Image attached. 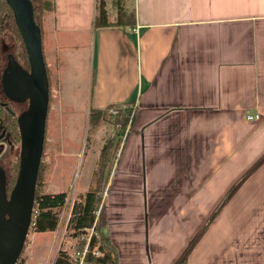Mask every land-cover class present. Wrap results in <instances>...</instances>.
I'll use <instances>...</instances> for the list:
<instances>
[{
	"label": "crops",
	"instance_id": "1",
	"mask_svg": "<svg viewBox=\"0 0 264 264\" xmlns=\"http://www.w3.org/2000/svg\"><path fill=\"white\" fill-rule=\"evenodd\" d=\"M52 1L33 27L42 43L51 28L81 30L58 48L78 56L85 112L133 105L95 211L117 263L264 264V0H130L133 24L98 27L99 0ZM40 55L59 82L69 68L44 43ZM100 148L81 194L95 185ZM60 165L50 177L62 180ZM70 175L48 193L66 192Z\"/></svg>",
	"mask_w": 264,
	"mask_h": 264
},
{
	"label": "rangeland",
	"instance_id": "2",
	"mask_svg": "<svg viewBox=\"0 0 264 264\" xmlns=\"http://www.w3.org/2000/svg\"><path fill=\"white\" fill-rule=\"evenodd\" d=\"M46 3L47 4L44 9L50 8L53 1L46 0ZM45 34V39L43 38L44 54H46L47 52L49 56L56 57L57 65H59L60 61L66 67H68L69 70L66 73L62 74V76H60L59 82H56V72L54 71L53 67L47 68L45 62V72L47 76L48 86V103L45 112L46 116L43 127L44 132L42 147L39 154L40 163L36 170L37 175L36 181L34 182V192L48 193L50 189H54V182L60 183L62 182V180L64 181V175L65 177H67L69 173H71L72 175V180L70 184H68L69 186L66 190L67 201L63 207L57 210V237L55 238L53 233H49L46 231L44 232V234L36 233L29 227L28 233L24 239L23 248L19 253V256L17 257L15 264H51L54 259V255L59 249L65 250L72 259L77 258L79 254H77V251H75L77 238L73 236L71 237L72 230L69 223V220L71 218V206L74 202L79 200V196L81 195V193L78 192V189H76V187L78 186L77 181H79L81 177H83L86 171L85 168L89 155L97 152L98 148L102 146L103 143L108 142V140L112 138L113 133L118 132L119 134L120 130L122 129L121 126H119L118 124H114L112 121L100 120L96 125L94 123L88 122L87 113L84 110V103L81 99V93L84 85H82L81 83L78 86L74 83L76 79H81L83 77V70L78 69V56L72 55V50L68 49L67 47L58 48V43L60 45L66 46V44L70 45L71 40L72 42H74L75 40H81L83 38L81 30H64L55 32V30L51 28V32L48 33V36L47 33ZM57 38H59V40ZM54 41L57 44L56 48H54ZM10 43L11 42H8L7 45L4 44L6 45V48L2 55H4V57H7L9 53L15 50L16 54L14 58H16L17 62L21 65L22 60H20L17 56L19 50L21 49L20 44L18 42H15L13 43L12 47V44ZM39 43L41 45L43 44L42 38L41 42ZM36 45L37 44H34L32 48V51L35 53L37 51V49L35 48L37 47ZM31 59L33 61L34 59L36 60L35 56L34 58L31 57ZM3 61L4 59L2 60V62ZM72 65H75L74 69H72ZM36 66V72H38V80L41 84L43 81L42 73L39 72L38 65ZM57 86L60 88V92L63 94L61 104L58 100L60 99L59 94L57 98ZM44 99L45 98H43V100ZM25 107L26 104H20L18 106V109L19 111H22L23 109H25ZM128 107L130 106L125 105V107H123V110L128 109ZM114 111L115 110L111 112V115L113 116L116 113H114ZM24 139L28 147L25 156H34V154L38 150V145L34 143L29 135H27ZM70 153H74L75 157H70L69 159H67L68 157H64L62 160H60L61 157L59 156H65L66 154ZM63 160L65 165H60V171L65 170L66 172L61 175L62 180L59 179V177H56V179L53 176L50 177L48 172L50 170L49 167L52 168L53 163H59V161L62 162ZM11 161V158H3L0 163V167L3 169V173L5 174L6 179H8L9 177L8 171L10 170ZM70 163H74L72 165V169H70ZM68 164H70V167ZM27 171L25 172L28 173ZM242 178L238 183L242 181ZM227 197L225 196L223 200L215 207V211L212 212L208 219L204 222L205 224H203L196 237L201 233L203 229H205L210 224L212 220L215 219L216 215L220 212L219 210L222 206V203ZM88 233L89 230H85L82 234V237H87Z\"/></svg>",
	"mask_w": 264,
	"mask_h": 264
},
{
	"label": "trees",
	"instance_id": "3",
	"mask_svg": "<svg viewBox=\"0 0 264 264\" xmlns=\"http://www.w3.org/2000/svg\"><path fill=\"white\" fill-rule=\"evenodd\" d=\"M28 1L31 5L33 21L39 27L42 18L41 14L47 4L46 0ZM95 13L92 23L93 27L122 24L130 25L134 23V11L130 5V0H99ZM8 41L12 45L15 42L20 44L21 49L17 56L22 60L21 67L27 70L29 67L28 58L26 57L25 46L22 43L20 32L17 29L11 6L5 0H0V63L2 44ZM129 106L125 110H123L125 106L120 105H111L101 110L90 109L87 112L88 122L96 125L100 120L112 121L114 124L121 126V130H123L127 120L133 114V105L129 104ZM113 110H115L114 113L116 112L114 116L111 115V111ZM17 127L18 116L15 113L13 104L2 96L0 91V142H3L6 146L17 143L19 139ZM117 134L118 132L113 133L112 138L108 142L103 143L99 150V161L96 169L97 173L94 187L81 194L79 200L71 206V218L69 220L72 230L71 237L77 238L75 251H77V254L79 253V256H82L81 264H118L114 247L111 241H109L107 233L95 221V211L99 208L101 201L100 191L102 190V181L106 172L105 165L108 159V152L113 145L112 139ZM7 150L8 148L6 147V152ZM14 158L15 160L12 162L9 172L10 176L6 179L5 185L3 186L6 195H9L14 188L13 184L18 176L20 158ZM66 201V192L64 191L57 193L33 192L30 215L33 210L35 213L30 217L28 228L30 227L36 233L56 230L58 225L57 210L63 207ZM87 229H91L90 234L87 238L82 237V234ZM79 256L76 259H72L65 250L59 249L54 255L51 264H79ZM183 262L184 256L175 264H183Z\"/></svg>",
	"mask_w": 264,
	"mask_h": 264
},
{
	"label": "water",
	"instance_id": "4",
	"mask_svg": "<svg viewBox=\"0 0 264 264\" xmlns=\"http://www.w3.org/2000/svg\"><path fill=\"white\" fill-rule=\"evenodd\" d=\"M12 9L17 29L25 46L28 58V70H23L17 63L10 60L9 69L4 73V85L8 88L11 72L16 78L11 82L14 87L13 96L17 101H28L29 105L19 115L18 125L21 132V151L18 176L9 195L5 194L4 181L0 177V264H15L30 221L32 195L37 167L40 162L39 154L42 147L45 112L48 103L47 77L43 59L40 55L39 29L33 27V15L28 0H5ZM35 24V23H34ZM37 26V25H36ZM37 49L32 51L33 45ZM36 58L34 61L31 57ZM42 73V83L38 80V72ZM11 68H13L11 70ZM12 79V78H11ZM43 98H45L43 100ZM29 135L38 145L34 156H25L27 145L25 137ZM28 170V171H27ZM27 171L28 173H26Z\"/></svg>",
	"mask_w": 264,
	"mask_h": 264
},
{
	"label": "flooded vegetation",
	"instance_id": "5",
	"mask_svg": "<svg viewBox=\"0 0 264 264\" xmlns=\"http://www.w3.org/2000/svg\"><path fill=\"white\" fill-rule=\"evenodd\" d=\"M8 42H10V41H8ZM8 42H6L4 44L7 45ZM4 44H2L4 46V47L2 46V54H3V52H4L5 48H6V45H4ZM12 47H13V45H12ZM15 54H16L15 53V50H13V52L9 53V55L7 57L6 56L4 57V55H1L2 57H1V63H0L1 64L0 65V91H1L2 96H4L9 102L11 101V103L13 104L15 113L18 116V119H19V116H20L19 114L27 108V106L29 105V103H28L27 100H25L24 102L17 101L16 96L15 97L13 96L14 87H12L13 84H12L11 80L13 81L16 78V73L11 72L12 73L11 74V78L12 79L10 78V81H9V87L10 88L6 87L4 85V82H3V80H4V73H5L6 70L9 69V66H10V60H11V62L13 61L14 64L17 63L21 67V65L17 62L16 58H14ZM3 59H4V61L2 62ZM2 63H3V65H2ZM12 69L13 68H11V70ZM20 104H26L25 109H23L22 111H19V109H18V106ZM17 130L19 131V139H18L17 143H12L10 146H6L3 142H0V163L3 160V158H11L12 161L10 163V168H11L12 162L15 160L14 157H20V151H21V144H20L21 143V132L19 130V125L17 127ZM6 147L8 148L7 152H6ZM9 172H10V170L8 171V173ZM9 176H10V173H9ZM0 177L3 178V181L5 183L6 178H5V174L3 173V169L1 167H0Z\"/></svg>",
	"mask_w": 264,
	"mask_h": 264
},
{
	"label": "built area",
	"instance_id": "6",
	"mask_svg": "<svg viewBox=\"0 0 264 264\" xmlns=\"http://www.w3.org/2000/svg\"><path fill=\"white\" fill-rule=\"evenodd\" d=\"M112 112V111H111ZM254 118H258V114L257 113H255L254 115H250V114H248V115H246V119H254ZM35 213V211L33 210V212H32V214L31 215H33ZM89 230V233H88V235L90 234V232H91V229H88ZM87 235V236H88ZM85 238H87V237H85ZM79 256V255H78ZM81 259H82V256L80 255L79 256V260H80V262H79V264H81ZM90 264V263H89Z\"/></svg>",
	"mask_w": 264,
	"mask_h": 264
}]
</instances>
